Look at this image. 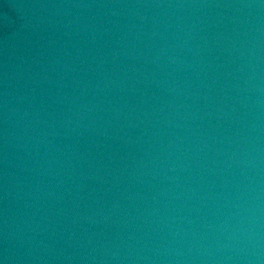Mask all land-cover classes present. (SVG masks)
Here are the masks:
<instances>
[{
	"label": "water",
	"instance_id": "1",
	"mask_svg": "<svg viewBox=\"0 0 264 264\" xmlns=\"http://www.w3.org/2000/svg\"><path fill=\"white\" fill-rule=\"evenodd\" d=\"M264 264L261 0H0V259Z\"/></svg>",
	"mask_w": 264,
	"mask_h": 264
},
{
	"label": "clouds",
	"instance_id": "2",
	"mask_svg": "<svg viewBox=\"0 0 264 264\" xmlns=\"http://www.w3.org/2000/svg\"><path fill=\"white\" fill-rule=\"evenodd\" d=\"M261 6H264V0H261ZM0 264H7V256L0 259Z\"/></svg>",
	"mask_w": 264,
	"mask_h": 264
}]
</instances>
